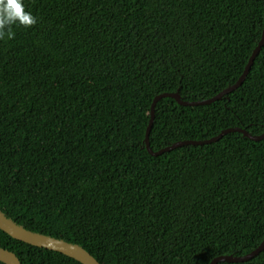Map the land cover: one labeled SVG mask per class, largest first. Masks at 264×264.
Masks as SVG:
<instances>
[{
    "label": "trees",
    "instance_id": "obj_1",
    "mask_svg": "<svg viewBox=\"0 0 264 264\" xmlns=\"http://www.w3.org/2000/svg\"><path fill=\"white\" fill-rule=\"evenodd\" d=\"M37 23L0 40V210L100 264H210L264 240V139L240 133L160 156L149 107L234 84L264 0H24ZM228 128L264 132V46L209 105L155 106L156 152ZM21 264H80L11 238ZM0 264H4L0 262ZM264 264V250L243 263Z\"/></svg>",
    "mask_w": 264,
    "mask_h": 264
},
{
    "label": "water",
    "instance_id": "obj_2",
    "mask_svg": "<svg viewBox=\"0 0 264 264\" xmlns=\"http://www.w3.org/2000/svg\"><path fill=\"white\" fill-rule=\"evenodd\" d=\"M263 46H264V28L262 30L261 39L258 42L257 46L255 47L254 51L252 52L248 60V63L244 68L242 75L237 79V81L234 84L223 89L222 91H220L218 94H216L212 98L202 100V101H193V102L183 101L180 98L178 91L174 93H161L155 96L149 107V121L146 126L144 139H143L144 148L146 149V151L151 156L156 157V156H160L166 152H170L176 148H179L185 145L199 146V145L215 143L219 141L221 138H223L225 135L230 134V133H240L242 134L243 137L248 138L249 140H252L255 142L263 140L264 132L259 136H252L246 130L239 129V128H228V129L221 131L217 136L212 137L211 139L201 140V141H191V140L179 141V142H175L171 144L170 146L162 148L156 152H154L150 148V145H149V135H150L151 128L154 122V117H155V106L161 99L171 98L175 100L177 104H179L180 106H189V107L209 105L218 100H221L224 96L236 90L243 83L247 74L250 71L252 64L254 63L256 56L259 54ZM0 230L15 240L21 241L23 243H26L28 245H31L37 248H42L45 250L57 252L59 254H62L68 258H71L77 261L80 264H100L92 255H90L86 250H84L79 245L66 242L62 239H56V238H53L47 235H43L40 233H35L32 231L26 230L24 227L16 224L10 218L6 217L5 214L2 213L1 210H0ZM263 250H264V240L255 250H253L249 254H246L240 257H235L233 255L218 256L214 258L210 262V264L247 262L253 259L255 256H257ZM0 262L4 264H21L18 257L13 252H10L3 248H0Z\"/></svg>",
    "mask_w": 264,
    "mask_h": 264
},
{
    "label": "clouds",
    "instance_id": "obj_3",
    "mask_svg": "<svg viewBox=\"0 0 264 264\" xmlns=\"http://www.w3.org/2000/svg\"><path fill=\"white\" fill-rule=\"evenodd\" d=\"M36 23V16L25 10L24 0H0V40L14 39V27L29 28Z\"/></svg>",
    "mask_w": 264,
    "mask_h": 264
}]
</instances>
